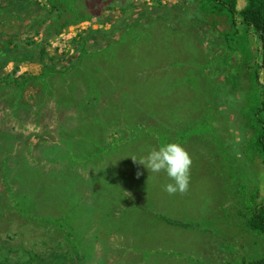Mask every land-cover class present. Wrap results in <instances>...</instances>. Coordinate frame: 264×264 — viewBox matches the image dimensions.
Returning <instances> with one entry per match:
<instances>
[{"label":"rangeland","instance_id":"rangeland-1","mask_svg":"<svg viewBox=\"0 0 264 264\" xmlns=\"http://www.w3.org/2000/svg\"><path fill=\"white\" fill-rule=\"evenodd\" d=\"M234 1L238 11L246 5ZM199 2L31 0L23 27L10 28L13 2L0 0V51L9 46L3 36L32 49L41 28L50 34L76 17L129 18L60 71L35 57L0 68L1 262L35 264L23 251L68 264H248L262 256L264 238L245 227L237 191L261 180L241 115L249 94L237 79L254 67L242 69L239 53L255 42L242 25L203 16ZM228 33L242 43L232 56L238 65L220 38ZM171 142L192 158L185 194L169 195L165 172L131 159Z\"/></svg>","mask_w":264,"mask_h":264},{"label":"trees","instance_id":"trees-1","mask_svg":"<svg viewBox=\"0 0 264 264\" xmlns=\"http://www.w3.org/2000/svg\"><path fill=\"white\" fill-rule=\"evenodd\" d=\"M12 2L13 5L11 7H14V11H12L11 15L12 25L19 22L23 27L21 19L25 16L24 14L26 11L24 9L30 5L31 0H12ZM198 7L203 16L224 17L226 24L229 27L236 28V26L242 25L245 33L253 35L255 42L253 49L249 52L247 46L244 45L243 49L240 50L239 53V65L242 69L251 64H254V67L247 73L243 70L242 73L239 71L237 79L240 82V85L247 89L249 94V104L247 110L242 112L241 115L244 118V127L248 129L249 133V139L247 141L248 160L253 165L252 170H256L261 173V180L258 183H251L250 181L241 183L238 185L237 191L244 200L242 217L245 227L252 233L264 238V191L261 196L259 191V183H261L264 178V167H260L261 165L264 166V0H246L245 7L240 11L236 9L234 0H200ZM0 8L3 9L1 4ZM154 8L158 9V7H152L151 10L148 9L146 11L147 14H144V17L149 18L148 20L153 19L155 17ZM162 9L167 10L168 7H164ZM136 11L137 9L133 10L131 17H139ZM32 14L34 19L37 20L40 18V13L36 10H33ZM76 18H78V20L69 22L68 25L81 21L79 17ZM91 20L97 21L100 25L103 21L109 23L111 24V29L104 32L102 31V27H100L99 29H91L81 33L78 40L72 44L73 52L70 55H67V57L61 59L46 53L40 43H37L32 49H23L12 45L9 42V37L3 36V39H5L3 41L9 43V46H6L2 51H0V68L8 60L35 57L38 58V60L42 62L45 67L50 68L51 72L60 71V62H62V64L66 63L65 66H69L71 63H76V60L82 51H91L92 48L98 47V45L92 46V39H104L105 36L111 37L114 29L118 28V30L121 31L122 28H125L129 18L101 19L93 17ZM63 28L52 31L50 34H47L46 29L44 28V37L48 38L53 33L61 31ZM227 35H229V37H227ZM227 35L225 34L224 38H220L229 51V60L235 65H238L232 60V56L238 51V44L242 43L235 41L230 36V33ZM109 42L112 43L111 41H108L107 44H109ZM251 52L254 54V57L250 55ZM23 252L24 254H27L28 260L30 262H34L35 264L69 263L66 258H61L58 261H55L51 258L45 259L44 257L29 251ZM0 264H4V262L0 261ZM248 264H264V252L261 257L250 260Z\"/></svg>","mask_w":264,"mask_h":264},{"label":"clouds","instance_id":"clouds-1","mask_svg":"<svg viewBox=\"0 0 264 264\" xmlns=\"http://www.w3.org/2000/svg\"><path fill=\"white\" fill-rule=\"evenodd\" d=\"M131 159L145 166L149 173L165 172L172 181L164 186V191L169 195L185 194L188 191L192 158L181 144L167 143L158 149L153 148L146 156H131ZM140 174L137 173L138 176Z\"/></svg>","mask_w":264,"mask_h":264},{"label":"built area","instance_id":"built-area-1","mask_svg":"<svg viewBox=\"0 0 264 264\" xmlns=\"http://www.w3.org/2000/svg\"><path fill=\"white\" fill-rule=\"evenodd\" d=\"M100 27L101 25L97 21L85 19L66 26L48 38L44 37V28H41L38 34L32 35V38L41 44L46 53L60 57L70 55L73 52L72 44L78 40L81 33L91 29H99Z\"/></svg>","mask_w":264,"mask_h":264},{"label":"flooded vegetation","instance_id":"flooded-vegetation-1","mask_svg":"<svg viewBox=\"0 0 264 264\" xmlns=\"http://www.w3.org/2000/svg\"><path fill=\"white\" fill-rule=\"evenodd\" d=\"M14 25H15V24H13L12 26H10V28H14Z\"/></svg>","mask_w":264,"mask_h":264},{"label":"crops","instance_id":"crops-1","mask_svg":"<svg viewBox=\"0 0 264 264\" xmlns=\"http://www.w3.org/2000/svg\"><path fill=\"white\" fill-rule=\"evenodd\" d=\"M15 26V25H14Z\"/></svg>","mask_w":264,"mask_h":264}]
</instances>
